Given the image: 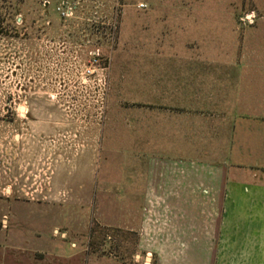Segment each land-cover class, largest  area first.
<instances>
[{"label": "rangeland", "instance_id": "374dc122", "mask_svg": "<svg viewBox=\"0 0 264 264\" xmlns=\"http://www.w3.org/2000/svg\"><path fill=\"white\" fill-rule=\"evenodd\" d=\"M17 1L0 37V264H173L141 237L169 208L143 189L138 58L189 24L221 27V55L264 57V0Z\"/></svg>", "mask_w": 264, "mask_h": 264}, {"label": "crops", "instance_id": "0c3cea01", "mask_svg": "<svg viewBox=\"0 0 264 264\" xmlns=\"http://www.w3.org/2000/svg\"><path fill=\"white\" fill-rule=\"evenodd\" d=\"M210 28L138 58L143 189L169 208L141 237L173 264H264V57L221 55Z\"/></svg>", "mask_w": 264, "mask_h": 264}, {"label": "trees", "instance_id": "16d2710c", "mask_svg": "<svg viewBox=\"0 0 264 264\" xmlns=\"http://www.w3.org/2000/svg\"><path fill=\"white\" fill-rule=\"evenodd\" d=\"M17 0H11L4 6L0 1V37L7 35L10 28L16 23L15 16L20 13Z\"/></svg>", "mask_w": 264, "mask_h": 264}]
</instances>
